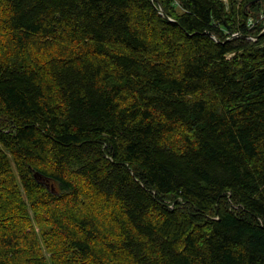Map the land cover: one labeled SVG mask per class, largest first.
<instances>
[{"label": "trees", "instance_id": "1", "mask_svg": "<svg viewBox=\"0 0 264 264\" xmlns=\"http://www.w3.org/2000/svg\"><path fill=\"white\" fill-rule=\"evenodd\" d=\"M253 1L0 0V264H264Z\"/></svg>", "mask_w": 264, "mask_h": 264}, {"label": "water", "instance_id": "2", "mask_svg": "<svg viewBox=\"0 0 264 264\" xmlns=\"http://www.w3.org/2000/svg\"><path fill=\"white\" fill-rule=\"evenodd\" d=\"M257 1H259V0H254V1H253V3H255V2H257ZM261 34H264V30L262 31V33H261ZM261 34H260V35H261ZM209 35H212V34H211V33H209ZM260 35H258V36H257L255 39H258ZM212 36H213V35H212ZM213 37H214V36H213ZM214 38H215V37H214Z\"/></svg>", "mask_w": 264, "mask_h": 264}, {"label": "built area", "instance_id": "3", "mask_svg": "<svg viewBox=\"0 0 264 264\" xmlns=\"http://www.w3.org/2000/svg\"><path fill=\"white\" fill-rule=\"evenodd\" d=\"M250 23H252V20H250ZM252 39H255L254 37H251Z\"/></svg>", "mask_w": 264, "mask_h": 264}, {"label": "rangeland", "instance_id": "4", "mask_svg": "<svg viewBox=\"0 0 264 264\" xmlns=\"http://www.w3.org/2000/svg\"><path fill=\"white\" fill-rule=\"evenodd\" d=\"M260 1V0H259ZM261 18H263V16H261ZM264 30V29H263Z\"/></svg>", "mask_w": 264, "mask_h": 264}]
</instances>
